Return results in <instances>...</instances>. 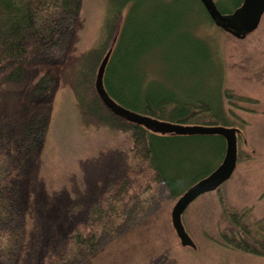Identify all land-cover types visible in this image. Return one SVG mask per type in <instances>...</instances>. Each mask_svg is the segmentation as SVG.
Wrapping results in <instances>:
<instances>
[{
  "label": "trees",
  "instance_id": "trees-1",
  "mask_svg": "<svg viewBox=\"0 0 264 264\" xmlns=\"http://www.w3.org/2000/svg\"><path fill=\"white\" fill-rule=\"evenodd\" d=\"M132 1L135 0H111L106 33L92 55L85 56L79 71L82 95L78 101L82 112L96 118L98 126L114 136L100 141L91 157L80 162L84 183L75 191L84 200L68 232L54 234L44 243L40 240L31 250L27 247L29 222L19 176L27 157L33 160L32 167H38L35 158L43 144L47 122L43 118L33 120L19 137L8 125L0 124V264H23L25 257L29 258L28 264H87L165 212L169 237L183 247L172 225L171 212L187 189L176 192L159 165L153 145L155 134L115 116L96 92L97 71L110 49L113 52L105 73V87L127 109L173 124L238 128V148L239 139L250 126L242 114L260 113V100L223 84L214 100L182 93L178 84L167 88L144 76L143 81L135 82L131 67L149 47L170 46L163 52L165 60L181 66L210 65L213 50L210 42L197 35L177 34L165 20L161 26V22H156L154 32L131 35L125 29L119 35L122 13ZM198 1L210 22L217 25ZM244 2L237 0L235 10ZM221 4L222 1L216 5L222 14L233 13ZM82 7L83 0H0V72L10 67V77L16 79L22 76L24 63L32 55L61 57L71 40L65 29L79 21ZM50 79L38 83L35 90L39 96L50 92L52 87L46 83ZM252 159L253 154L238 149L237 167ZM234 174L215 191L222 227L216 237H207L225 249L264 259V217L256 218L254 207L238 208L232 204L228 186Z\"/></svg>",
  "mask_w": 264,
  "mask_h": 264
},
{
  "label": "rangeland",
  "instance_id": "rangeland-1",
  "mask_svg": "<svg viewBox=\"0 0 264 264\" xmlns=\"http://www.w3.org/2000/svg\"><path fill=\"white\" fill-rule=\"evenodd\" d=\"M213 1H222L226 11H235L237 0ZM110 3L111 0H83L79 21L65 29L71 40L61 57L32 55L24 63V73L16 79L10 77V67L0 72V124L8 125L19 137L33 120L43 118L47 122L43 144L35 158L38 167H32L33 160L27 157L19 176L30 250L40 240L44 243L54 234L68 232L84 200L75 191L84 183L80 162L91 157L94 146L111 136L98 126L96 118L82 112L78 101L82 95L79 71L85 56L92 55L106 33ZM163 20L174 26L177 34L197 35L210 42L211 64L172 65L163 54L170 46L149 47L131 67L133 80L143 81L144 76L167 88L178 84L182 93L214 100L223 84L260 100V113L242 114L250 126L239 139L240 150L253 154V159L237 167L228 192L234 206L254 207V216L264 217V16L256 30L237 37L212 24L198 0H135L122 13L119 35L125 29L131 35L154 32L156 22L161 26ZM48 77L50 83L45 82L52 88L39 96L35 89L40 80ZM153 145L159 165L176 192L214 172L227 149L226 140L220 136L155 134ZM166 218V212L158 213L140 232L100 252L87 264H264L263 258L225 249L208 239L207 236L216 237L222 227L215 192L197 199L183 215L184 226L197 246L195 250L181 247L169 237ZM28 260L25 257L23 264Z\"/></svg>",
  "mask_w": 264,
  "mask_h": 264
},
{
  "label": "water",
  "instance_id": "water-1",
  "mask_svg": "<svg viewBox=\"0 0 264 264\" xmlns=\"http://www.w3.org/2000/svg\"><path fill=\"white\" fill-rule=\"evenodd\" d=\"M211 19L222 29L234 36L242 37L256 30L264 16V0H245L232 14L224 15L213 0H200ZM110 49L102 60L96 75L95 89L110 112L130 123L142 126L153 134L162 136H220L226 140V155L222 164L210 175L196 182L177 200L171 212L172 225L183 247L196 249L197 246L184 223L183 215L197 199L203 195L215 192L228 181L236 171L238 164V136L241 130L224 126H193L173 124L132 111L115 101L105 87V73L112 55Z\"/></svg>",
  "mask_w": 264,
  "mask_h": 264
}]
</instances>
